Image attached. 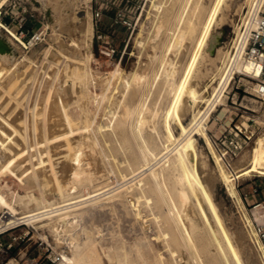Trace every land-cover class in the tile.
Instances as JSON below:
<instances>
[{
  "label": "bare ground",
  "instance_id": "6f19581e",
  "mask_svg": "<svg viewBox=\"0 0 264 264\" xmlns=\"http://www.w3.org/2000/svg\"><path fill=\"white\" fill-rule=\"evenodd\" d=\"M7 1L8 0H0V11L1 7ZM164 1L165 0H160L159 2L154 1L153 4L159 11L156 14L158 19L152 28L154 36H150L153 39L157 38L165 28L163 20L165 14L162 15L163 7L166 4ZM263 1L264 0H256V5L254 4L255 8L253 10L252 8L250 9L252 12L250 11L249 17H246L247 21H245V26H247L245 31L238 32V36L234 40L233 44L235 49L230 50L228 47L225 48L226 45L217 47V53L220 52L222 48H225L223 50L225 54L229 55L232 59L230 60L234 66L247 73L254 72L255 75L259 74L260 65H254L253 62L245 60L244 57L249 41L250 30L256 26V17L259 9L262 7ZM42 2L49 12L50 22L48 25L52 26L53 34L55 38L58 39L59 43L57 44H59V53L66 55V57L73 60V62L83 61L85 64H83L85 66L84 70H80V68L83 67H79L77 64L74 65L75 67L73 70L75 77L84 85V98L89 100L90 97H93L97 99L98 104H100V101L105 98V100L109 99L112 103L115 96H123V99L120 101V109L118 107L115 108V106L111 104H108L109 106L107 105L109 107L108 112L111 115V122L98 124L99 127L97 130L101 135L106 136L110 128L111 134H114L115 138L111 136L109 139L111 140L114 138L119 141V144L115 143L112 146V143H110V147L113 151H118L120 149L125 151L126 157L121 163L125 161L126 163L123 164V169H130L132 175L131 183L128 182L130 184L124 188H117V186L112 189L99 190L100 192L91 193L88 196L85 195V197L81 199H71L75 197L74 194L78 186L91 183L95 177L96 160L95 165H93L95 170L92 171L83 165V155L94 152V146L100 142V136L96 137L97 135L94 134L96 138L93 139V136L91 137L89 134L90 132L84 133V131L92 128L93 119L90 121L84 118L86 122H83V124H77L75 122V118L69 110L71 88H69L66 83L64 84L62 81L58 80L53 89H48L49 86H44L45 89L39 101V103H44L45 100L49 102V111L44 112H48L45 123V137L40 134L38 143L35 141L39 144V152L37 153H40V155H37L39 156V160L34 163L36 164L37 175H35L36 172L33 174V166L31 165L28 155L29 151L27 150L29 145H25V135L23 131V115L25 113L22 115V104L26 96L27 73L29 72V65L31 66L29 63L26 65L25 60L28 59L29 61H33L34 59L27 55L19 59L16 56L14 46L9 44L10 47L7 48L4 42L0 41V207L5 209L6 214V216L0 217V230L13 228L21 222L32 223L34 225H37V222H41L40 224L38 223L39 226L45 227L53 233L57 245L61 248L65 246L62 248L60 254L62 255L61 264H105V257L109 259L112 257L110 247L104 245L100 239L98 240L89 232H87L85 236H82L78 226L85 211L90 207L109 204L111 206H116L119 202L123 204L128 211L134 213L135 217L141 221L142 227L147 228L150 224L148 221L153 220L157 228L154 236L149 235L144 229L143 236L132 243L127 242L125 239H121L115 251L119 264H243L240 258L241 256L239 257L238 254L239 249H235L232 243L233 241H230L231 237L228 236L229 234H227L226 229L222 226L217 228L210 218L208 210L204 205L205 203H203L205 199L202 198L201 193L206 196L207 200H209L208 198L210 197L208 191L205 190L206 188L204 189L203 183L198 177L196 171L198 168L196 167L195 169L194 164L197 158L194 157L193 151L187 147L185 141L193 132L199 131L201 133L213 153L218 165V174L220 178L225 182L229 193L236 196L239 202L244 205L245 200L240 194L239 181L241 176L250 174L253 171L264 174V132L258 136L256 143L249 151H245L241 154L237 162H233L219 146L206 124V120L209 118L211 111L217 106L218 97L222 89L231 79V70L233 69L230 70V73L227 72V75L225 74L228 70L226 68L224 74L227 76H223L224 81L222 82V86H219V88H221L217 89L215 94L207 93L205 95V92L202 94L198 93L199 91L196 86L189 80V75L194 71L199 56V49L197 48L198 51H195L188 66L187 73H185L186 77L184 75L185 79H182L183 81L176 83L174 80L165 79L166 81L160 84L157 95L152 101L149 100L148 95L150 91H148V93L146 92L143 94L141 101L133 107L131 103L127 101V95L133 87L135 88L137 86L136 88L139 89L142 84L141 81L147 79V68L150 62H148V60L143 62L140 57L138 64L136 63L137 66L130 72L125 71L121 63L118 62L113 69L108 71V75L101 76L94 74L95 72L92 70L89 63L94 57L93 51L89 50L86 52L85 50L84 52L82 50V46L84 44L89 45V42L83 40V42L80 43L74 40L71 43L69 41L72 45V47L69 48L64 39L61 38L63 33L71 32L73 27L80 28L83 34L87 36L94 33V27L90 20L89 22L84 21L79 25L76 23V15L73 10L77 0H46ZM185 2L183 12L179 15L177 22L167 28V35L169 36L171 33L165 48V53L168 54V57L161 58L162 61L159 59L161 61L159 66L162 64L161 73L165 72L168 77L177 70V65L182 60L185 48L184 44L186 40H188L187 38L193 36L196 32L195 20L193 18L186 19V15H184L190 0H185ZM251 5L253 4L251 3ZM197 7L198 3L195 4L194 8L196 9ZM161 15L162 18H160ZM211 15L212 16H210L207 21H204L205 23L203 24L204 27L201 31V36L199 34L200 37H197L199 38L196 43L198 46L203 45V42L210 39L213 35L212 20L214 13ZM0 25H3L1 19ZM6 28L10 35L9 38L13 43L14 40L26 43L14 28L9 26H6ZM91 37L93 38V36H90V38ZM136 38L137 43L139 42L142 46L145 45V41L141 39L142 37H140V34ZM36 51L37 49H35L33 53ZM154 53L152 55L149 54L151 60L154 55L156 57V55L160 54H158V50L156 51V49ZM45 58L47 57L45 56ZM63 61L64 60H62V62ZM67 64L66 67L68 68ZM62 67L64 68V65ZM47 75L49 76V74ZM172 78L176 79L175 76H172ZM92 79H95V84L99 83L101 85L100 92H93L89 89V83H92L90 82ZM34 80H36V77ZM150 87H152V85ZM216 88L217 87L214 88L215 91ZM171 92H173L174 97L173 100L171 99V106H167L166 112L169 118L183 116L191 107L195 109V106L199 104L200 100L206 101L207 106L205 109H198V111L194 112L183 135L176 136L174 130L171 127H167V132L162 134L166 142L163 146H160L159 136L161 132L155 121L159 113L161 101ZM34 95L37 96L38 93ZM30 97L29 95V98ZM38 105H34V107L37 108ZM83 106H85V104ZM28 107L27 109H31V106ZM85 110L89 111L88 106H85ZM39 111L37 110L36 116L40 113ZM31 112L32 111H30V113ZM133 113L136 114L135 120L128 124L129 118ZM35 115L33 112V117H35ZM41 116L42 115H38V118H41ZM42 122L39 120L34 122L33 129L35 132H44H42L44 125H42ZM33 126L31 125V127ZM37 133H32V137H34L33 135H37ZM32 139L34 140V138ZM109 139L105 138L104 141L107 143ZM45 140L50 142L49 147L45 145L48 148L42 147ZM134 142H137V144ZM32 145L34 146V144ZM53 150L54 152L56 151L55 153H60L61 160L53 159L56 157L53 156L55 154L52 152ZM103 153L106 154L104 148ZM111 154L114 155L115 159L117 158L115 153L111 152ZM32 156L35 157V155ZM193 161L195 162L193 163ZM244 162L248 164H244ZM123 169L120 170L122 171ZM122 174L124 177H127V173L122 171ZM213 175L216 177L215 174ZM9 178L17 180L18 185L24 188L26 192L21 193L18 190H14L11 192V195H9L4 190V187L10 186L8 181ZM209 179L212 180V176H210ZM36 181L44 185L52 183V185L50 184L51 189L56 192L57 190L60 191L62 195H64V200L66 202L59 204L54 197V199H42L41 195L39 197L34 191ZM24 189L22 190L24 191ZM189 198H193L195 205L199 207L205 222V228L200 225V222L198 223L195 216H193L194 214L192 215L193 212H191V209L193 207L190 206L191 209L188 211L190 204L187 206V200ZM85 202H87L86 206L80 205ZM31 204H35L36 207L31 208ZM18 205L25 206L27 209L21 211ZM147 209L151 212H142ZM246 209L247 206L242 215L247 229L239 228L240 230H235L233 240L235 239L236 247H240L244 242L243 240H247V238L255 240V243L258 245L255 231L248 227L246 223V218H249ZM150 213L153 214V217H146L147 214ZM214 213L216 214V212ZM67 232H69L68 237L70 238V240H67L68 243L66 241ZM212 245H215L216 251L213 250ZM258 246L261 250V258L264 262V250L261 245ZM250 256L248 255V260H250ZM259 259L256 260L258 261ZM251 260L253 259L251 258Z\"/></svg>",
  "mask_w": 264,
  "mask_h": 264
},
{
  "label": "rangeland",
  "instance_id": "374dc122",
  "mask_svg": "<svg viewBox=\"0 0 264 264\" xmlns=\"http://www.w3.org/2000/svg\"><path fill=\"white\" fill-rule=\"evenodd\" d=\"M42 1H46V0H8L1 7V11H0V19L3 22V25H0V39L8 42V44H11L12 46L15 47L16 56L19 59H22L25 55L31 56V58L34 59L33 61H29L28 59L25 60L26 65L29 63L31 64V66L29 65V72L27 73V79H26V90H25L26 100L24 99V103H23L25 106L22 104V115L25 113L23 115V123H24L23 131L25 135V145L27 146L29 145L27 147V150L29 151L28 155L31 161V165L33 166L32 167L33 174H35L36 172L35 175H37V168L35 167L36 164L34 163H36L37 160H39V156L37 155H40V153H37L39 152V146H38L39 144H37L38 139L40 138V134L43 135V137H45L44 135L46 134L45 123L47 120L46 116H48V112L46 113L44 112L49 111V102L45 100L44 103H39V101L42 97V92H44L46 86H49L48 89L51 88L53 89V87L56 85L58 81H62L64 84L66 83V85L69 88H71L69 110L73 115V117L75 118V122L77 124H81V123L83 124V122L84 123L86 122L85 121L86 118L89 119L90 121L93 119V124L91 126L92 128H89V130L84 131V133L90 132L89 134L91 135V137L93 136V139L100 136L99 137L100 142L95 144L96 146H94L95 153L91 152L83 155V165L92 171L95 170V167H93V165H95V160H96L97 164H96L95 177L92 181L93 183L91 182L92 185L91 183H89L78 186L77 191H75L74 194L75 197L71 199L72 200L81 199L82 197H85V195L88 196L91 193L100 192L104 189L105 190L112 189L117 186H118L117 188H124L125 186L131 183V177H132L130 169L128 168L123 169L124 168L123 164H125L126 162L124 161L123 163H121V161L125 159L126 153L123 149H120L118 151L111 150L110 143H112L111 144L112 146L115 143L119 144V141H117V139H114L115 135L111 134L110 128L108 129V133L106 134V136L101 135V133L97 130V128L99 127L98 124L111 122L110 121L111 115L108 112L109 109L108 106L111 104L112 106H115V108L116 107L119 108L121 103L120 101L121 99H123V96L122 97L115 96L112 103L109 99L105 100L106 99L105 98L104 100L100 101V104H98L97 99L93 97H90L89 100L84 98V85L82 82H80L78 78L75 77V74H73V70L75 64H77L79 67H83L80 68V70H84L85 64L83 61L73 62V60L66 57V55L59 53L58 51L59 44H57L59 42L58 39L55 38L53 34L52 26L48 25L50 22L49 12L47 7L43 4ZM154 1L159 2L160 0H133L132 9H134L137 6V4H140L139 11L141 12V17L135 28L127 29L123 26H117L111 31L115 38L116 44L121 48V50H124L123 52L120 53L123 54L121 60H116L114 62L107 60L105 56L100 54L97 43L94 40V38L92 37L90 38V36H93L94 33L90 34L89 36L84 35L83 32L78 27H73L71 32L63 33L61 38L64 39V41L66 42L69 48L72 47L71 43L74 40L80 43H82L83 40L89 42V45L84 44L82 46V50L84 52L85 50L86 52L89 50L93 51L94 57L91 59L89 63L92 70L95 73L93 71L92 72L96 75H101V76L108 75L109 73L108 71L113 69L115 67V64H117L118 62L121 63V66L125 71L130 72L131 70L135 69L140 57L142 58L143 62L148 60V62H150V65L147 68V74H148L147 79L141 81L142 84L139 89L136 88L137 86L135 87L136 89L133 87L127 95V101L130 102L133 107H135L137 103L141 101V99L143 98V94H145L146 92L148 93V91H150L148 95L149 100L152 101L154 97L157 95L158 92L157 90L160 88V84L166 81L167 79L174 80L176 81V83L183 81L186 77L185 73H187V69L193 58V55L195 51H198V49H199V56L195 64L194 71L189 75V80L190 82H193V84L196 86V88L199 91L198 93L202 94L205 92V95L207 93L215 94L217 92V89L221 88V87L219 88V86H222V82L224 81L223 76L226 77L228 73L232 71L231 79L222 89L220 96L218 97L217 106L215 109L211 111L209 118L206 120V124L210 133L216 139L219 146L224 151H226L225 148L228 143V137L230 135L235 134V132L239 130L235 128V124H237L240 128H242L244 132L249 134L253 133L252 138L249 139L247 142L243 143V147L239 150L238 154L233 159L229 158L231 161L237 162L241 154H243L245 151L247 152V150L249 151L250 148H252V146L256 143L258 136L262 132H264V99L259 98L255 95L254 85L257 82V78L251 77L247 72L234 66V64L231 61L232 59L229 57V55L225 54L223 49H225L226 47H228L230 50L235 49L233 44L234 40L238 36V32L240 33L241 31L242 32L245 31L247 26V25L245 26V21H247L246 17H249V12L250 11L252 12V10L255 8L256 0H190V2L187 5V9L184 12V15H186V19L193 18L195 20L196 32L193 36L187 38L188 40H186L184 44L185 48H184V52H183L184 54L182 56V60L181 62H179L180 64L178 63L176 68L177 70L173 74L169 75V77L165 72L161 73L162 64L161 66H159L162 59L164 57L166 58V56L168 57V54L165 53V48L169 40L168 37H170L171 33L169 34V36L167 35V28L170 25L177 22L179 15H181L183 12V8L186 2L185 0L164 1L166 4L163 7L162 15L164 14L166 15V16L164 15L163 17L165 28L157 38L153 39L151 38L152 36H154V31L152 32V28L154 27V24L158 19V16L156 14L159 12L153 5ZM91 3H92L91 0H77L73 11L74 14L77 16V17L75 16V20L78 25L84 21L89 22L90 20V22L94 27L93 15H91L92 14V8L90 7ZM196 3H198V7L195 9L194 6ZM251 3L253 5H251ZM251 8L252 10H250ZM263 8H264V1L262 7L259 10H262ZM111 10L113 11V9H110V11ZM212 13H214L212 20L213 35L210 39H207L205 42H203V45L198 46V44L196 45L199 39L197 37L201 36V31L203 30L204 27L203 24L205 23L204 21L205 20L207 21L209 17L212 16L211 15ZM162 15L160 18H162ZM107 20L108 19L106 17L105 21ZM6 26L14 28L22 36L23 40L26 43L19 42L18 40H14L13 43L9 38L10 35ZM34 32L42 33L41 38L38 39L37 42L35 41L34 43H29L27 40ZM138 33L140 34V37H142L141 39L145 41L144 46L140 45L139 42L137 43L136 37L139 35ZM219 46H225V48H222L220 52L217 53V47ZM35 49H37V51L33 53ZM155 49L156 51L158 50V54L160 53L161 55L160 54L156 55V57L158 58H156L154 55L153 56L154 61H153V59L151 60L150 55L154 53ZM159 51H161L162 53ZM45 56L47 58H45ZM62 60L64 61L62 62ZM66 64L68 68L66 67ZM63 65L64 68L62 67ZM226 68L228 69L227 71ZM224 72L227 75H225ZM47 74H49V76ZM41 76L43 77V80ZM172 76H175L176 79L175 78L173 79ZM35 77L36 80H34ZM94 80L92 79V81H90L92 83H89V89L93 92H100L101 85L99 83L95 84ZM151 85L152 87H150ZM215 87H217L216 91L214 89ZM35 93L36 95L38 93V95L35 96L34 95ZM29 95L31 96L30 98ZM173 97H174L173 92L168 93L163 98V100L159 105L160 109L155 122H157L156 124L161 132V135L159 136L160 146H163L166 142L162 134H165L167 132L166 131L167 127H171L174 130L176 136L183 135V133L186 130L187 124L193 117L194 112L198 111V109H205L207 106L206 101L200 100L199 104L195 106V109L191 107L183 116L180 117L175 116L174 118L171 117L169 118L166 112H167V108L171 106ZM35 98L38 100H36ZM84 104L85 106H88L89 111L85 110V106H83ZM28 105L29 107L31 106L30 107L31 109H27ZM34 105H38L37 106L38 109L34 107ZM165 107H166V111H165ZM34 109L35 110L37 109L38 111L40 110L39 111L40 113H38V115H42L41 118L39 117L40 119L38 118V115L37 116L35 115L37 110L35 111ZM30 111L32 112L30 113ZM33 112L35 117H33ZM135 116H136L135 113H133L132 116H130L128 124L132 123L135 120L134 119ZM34 120L36 121L39 120L40 122H42L43 120L42 122V125L44 124L42 128V132L44 131L43 133L40 132L37 133V131L35 132V130L33 129L34 128L33 124H35L34 122L36 121ZM30 121L32 122V124ZM31 125L33 127H31ZM32 133L33 134L37 133V135H33L34 137H32ZM94 134L97 136L95 137ZM111 136L114 138L110 140L109 138ZM32 138H34V140ZM105 138L109 139L107 143L104 141ZM45 141L43 142L42 147H46V146L49 147L50 142L49 141L47 142V140ZM185 141L187 147L193 151L194 157L197 158V160H195L196 162L193 161V163L195 162L194 166L195 169L196 167L198 168L196 169L198 173V177L202 181L204 189L206 188L205 190L208 191L210 197L208 198L209 200H207L206 196L203 193H201L202 198L205 199L203 203H205L204 205L208 210L212 222L217 228H220V226H222L223 228L226 229L227 234H229L228 236L231 237L230 241L231 240L233 241L231 242L234 244L235 249L240 250V253L238 250V254L239 257L241 256L240 258L242 259L241 261L243 262V264L246 263L253 264L254 262L255 263L257 262L256 264H264L263 259L261 258V253H260L261 250L259 249L257 243H255V240L246 237L247 240L244 239L243 240L244 242L241 245L243 248L241 246L236 247L235 239L233 240V235L235 233V230H238L239 228L247 229L242 213L245 210L246 206L250 210L252 205H248L247 201L244 202V205L241 204L236 196H233L231 193H229L225 182L220 178L218 174L219 169L215 161V158L213 156V153L211 149L208 147L206 140L199 131H195L192 134H190ZM134 143L137 144V142ZM32 144H34V146ZM103 148L106 154L103 153ZM34 152L37 154H35ZM52 152H54V150ZM111 152L115 153V155L117 156L116 158L117 160L114 158V155L111 154ZM32 155H35V157H33ZM53 156H56L53 158L54 160L62 159L60 157V153H55ZM245 163L246 162H244V164ZM120 169H123L122 171L127 173V177L123 176L122 171ZM213 174H215L217 178ZM210 176H212V180L209 179ZM8 181L10 186L4 187V190L9 195H11V192L14 190H18L21 193L26 192L24 188L18 185L17 180H12L11 178H9ZM50 184L52 185V183ZM50 184L44 185L43 183L41 184L39 181H36V184L34 186L35 193L39 197L41 195L42 199L55 198L57 203L59 204H63L62 202L65 203L66 201L64 200L65 198L64 195H62V193L58 190L57 192L53 191L51 189ZM43 185H44V190H43ZM239 188L241 192L244 191H249L251 193L254 192L255 195L249 197V202H251L256 197L264 198V174L258 171H253L250 174H245L241 176L239 181ZM22 189H24V191ZM47 191H49L51 194ZM86 204L87 202L81 203L80 205L86 206ZM188 204H190L188 211H190L191 207H193L191 209V212H193L192 215L194 214L193 216H195L198 223L200 222V225L205 228V222L203 216L200 212L199 207L195 205L193 198H189L187 200V206ZM18 207L21 211L27 209L25 206H21V205H18ZM30 207L34 208L36 207V205L31 204ZM142 212L149 213L151 211L147 209V210H143ZM214 212H216L217 215ZM3 213H5V209L0 207V215L2 216ZM146 217L152 218L153 214L152 213L147 214ZM148 222H150L149 224L150 227L149 226H147V228L142 227L143 225L141 221L135 217L134 213H132V211H128L123 204L118 202L116 206H111L109 204L105 206L95 205L90 207L87 211H85L83 217L80 219V224L78 228L82 236H85V234L89 232L92 235H94L98 240L100 239L104 245L110 247V251L112 252L111 253L112 257L111 259L105 257V261H106L105 264H119L115 251H116V246L120 243L121 239H125L127 242L132 243L133 241L140 239L143 236L145 230L151 236H154L156 234L157 228L155 222L153 220L152 221L149 220ZM38 223L40 224L41 222H37V225L36 224L34 225L32 223L21 222L17 226H14L13 228L11 227V229L4 234L5 238H8L11 233H17L24 236V239L22 240L21 244L16 249H13V252L14 253L17 251L20 252L22 258L25 259L30 257H38L40 254H42L43 256L51 252L56 253L58 258H61L60 257L61 250L65 246L62 248L58 246L53 233H51L45 227L39 226ZM66 236H67L66 241L70 240V238L68 237L69 232L66 233ZM212 247L213 250L216 251L215 245H212ZM47 248H49V250ZM241 251L243 252V254ZM248 255L249 256L251 255L250 260L251 258L253 260L251 261L248 260L247 259ZM256 259L259 260L257 261ZM68 264H72V263H68Z\"/></svg>",
  "mask_w": 264,
  "mask_h": 264
},
{
  "label": "built area",
  "instance_id": "2783aa9c",
  "mask_svg": "<svg viewBox=\"0 0 264 264\" xmlns=\"http://www.w3.org/2000/svg\"><path fill=\"white\" fill-rule=\"evenodd\" d=\"M94 34L93 38L97 43L100 54L109 61L121 60L124 50L116 44L112 30L117 26H123L127 29L135 28L140 17V4L132 9L133 0H91ZM110 9H113V11ZM107 17V21L105 18ZM42 33L34 32L27 40L29 43L37 42ZM248 45L245 51V60L253 62L254 65H260L259 74L249 72L251 77L257 78L254 85L255 95L264 99V8L258 11L256 17V26L250 30ZM239 129L235 134L228 137V143L225 152L230 159H233L243 147V143L252 138L253 133H246L235 124ZM241 195L252 205L250 210L246 209L249 218H246L248 227L255 231L258 245L264 250V198L256 197L249 202V197L254 196V192H241ZM6 216L4 213L1 217ZM9 229L0 230V264H61V258L56 253L51 252L38 257L22 258L20 252H13L24 239V236L17 233H11L5 238V233ZM49 250V248H47Z\"/></svg>",
  "mask_w": 264,
  "mask_h": 264
},
{
  "label": "water",
  "instance_id": "95a60500",
  "mask_svg": "<svg viewBox=\"0 0 264 264\" xmlns=\"http://www.w3.org/2000/svg\"><path fill=\"white\" fill-rule=\"evenodd\" d=\"M0 41H2V42H4V45H5V47H7V48H9L10 47V45L6 42V41H4V40H1L0 39Z\"/></svg>",
  "mask_w": 264,
  "mask_h": 264
}]
</instances>
